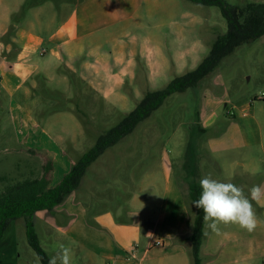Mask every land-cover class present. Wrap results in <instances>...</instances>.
I'll return each mask as SVG.
<instances>
[{
	"label": "rangeland",
	"instance_id": "374dc122",
	"mask_svg": "<svg viewBox=\"0 0 264 264\" xmlns=\"http://www.w3.org/2000/svg\"><path fill=\"white\" fill-rule=\"evenodd\" d=\"M225 1L237 5L247 0ZM79 2L0 0V26H9L0 36L1 57L9 62L16 60L22 49L17 37L21 29L33 28L41 34L35 15H41L42 22L48 15H71ZM148 8L142 5L141 14L155 15V20L151 21L147 32L137 29L134 34L154 33L153 24L160 23L161 30L153 38L159 36L164 43L163 54L170 61L176 52L193 46L194 55L185 71L172 67L166 74L167 79L154 88L148 81L144 83L147 77L140 74L136 83L126 86L127 98L119 104H110L95 96L86 100L82 85L74 76L64 79L57 76L54 69L48 76L49 82L36 83L38 78L43 79L39 75L34 79V94L43 97L31 118L36 123L34 132L43 130L49 139L65 149L69 163L70 158L78 161L100 135L121 122L142 99L146 89H162L176 76L195 69L209 54L214 41L227 32V22L216 6H203L188 0H155ZM25 15L29 17L27 21ZM46 57L38 55L37 61ZM136 89L141 91L140 96ZM14 109L12 100L0 94V190L6 185L3 178L11 181L40 178L44 166L54 157L29 145L40 135L35 138L21 135ZM167 171H171V189L176 183L183 190L182 200L191 227L196 208L189 196L190 181L199 182L204 174H211L221 182L233 181L245 194L253 185L264 184V37L237 48L197 88L168 97L132 134L108 149L88 168L75 192L78 202L89 210L88 224H93L94 216L100 212H109L116 220L124 222L130 220L131 210L139 212L142 206L146 210H160L165 203L168 206L174 195L168 191ZM136 198H143V201ZM253 206L257 216L264 220V201L259 204L253 201ZM49 214L34 219L41 247L51 258L58 252L59 245L64 244L71 249L72 264H88L84 251L75 252L70 236L60 232L57 224L53 228L45 224ZM220 229L222 233L241 231L234 224L221 225ZM208 232L210 229L206 227L204 241ZM251 238L255 255L251 264H264V225L258 226ZM229 239L224 245L225 258ZM3 248L9 252L13 250L16 258L4 260ZM245 252L241 245L235 256L242 258ZM183 254L188 264H194L191 246L185 247ZM201 258L206 260L202 253ZM37 260L42 264L29 245L25 223L16 221L0 243V264H37Z\"/></svg>",
	"mask_w": 264,
	"mask_h": 264
},
{
	"label": "crops",
	"instance_id": "0c3cea01",
	"mask_svg": "<svg viewBox=\"0 0 264 264\" xmlns=\"http://www.w3.org/2000/svg\"><path fill=\"white\" fill-rule=\"evenodd\" d=\"M154 1L80 0L71 15H48L45 22L41 21V15H35L41 34L33 28L21 29L17 37L22 49L16 60L9 62L0 55V94L12 100L21 135L30 138L40 135L29 145L54 155L50 160L53 185L59 183L77 160L70 158L69 163L65 149L49 139L43 130L34 132L36 123L31 118L43 101L42 96L34 94L36 83L49 82L48 76L54 69L56 75L64 79L74 76L82 85L86 100L95 96L98 100L119 104L127 98L126 86L136 83L140 74H145L147 80L144 83L149 82L148 85L154 88L167 79L166 74L172 67L185 71L194 55L193 46L176 52L170 61L163 54L164 43L159 36L153 38L161 30L160 23L153 24L154 33L134 34L137 29L145 32L150 29L155 15H142L141 8L142 5L148 8ZM27 17H24L26 21ZM8 27L0 26V36ZM38 55L49 57L37 61ZM38 75L43 79L38 78L36 82ZM135 92L140 96L139 89ZM166 173L168 191L174 196L172 203L168 206L165 203L160 210H146L142 206L139 212L131 210L130 220L124 222L116 220L109 212H100L89 225V210L78 202L74 193L48 215L45 224L50 228L57 224L60 232L70 236L75 252L84 251L88 264H188L183 253L187 246L192 250L190 216L183 203L182 188L173 183L174 189H171V171ZM135 200L141 202L143 198ZM45 213L38 212L36 216L44 217ZM208 233L206 241L203 239L201 253L206 260L201 258L202 264H251L254 261L252 232L241 229L234 233L216 234L211 230ZM240 233L248 237H242ZM228 238L231 239L225 258L224 245ZM241 245L246 250L242 258L235 256ZM2 257L14 259L16 253L3 248Z\"/></svg>",
	"mask_w": 264,
	"mask_h": 264
},
{
	"label": "trees",
	"instance_id": "16d2710c",
	"mask_svg": "<svg viewBox=\"0 0 264 264\" xmlns=\"http://www.w3.org/2000/svg\"><path fill=\"white\" fill-rule=\"evenodd\" d=\"M188 1L203 6L218 7L227 22V32L214 41L209 54L195 69L176 76L162 89H146L135 108L125 115L121 122L100 135L95 145L71 165L69 172L58 184H52L51 161L44 166L43 175L40 178L28 177L17 181L3 178L6 185L0 190V243L6 237L10 226L22 220L26 226L29 245L37 253L42 264H49L51 258L41 247L39 236L34 228L36 214L42 211L53 213L58 206L66 202L80 188L88 168L108 149L132 134L140 123L150 118L163 106L168 97L197 88L237 48L264 37V2L247 0L231 5L225 0ZM188 185L189 196L192 201H195L201 192L199 182L192 180ZM205 228L203 210L196 208L190 237L194 264H202L201 250Z\"/></svg>",
	"mask_w": 264,
	"mask_h": 264
},
{
	"label": "clouds",
	"instance_id": "9594fccd",
	"mask_svg": "<svg viewBox=\"0 0 264 264\" xmlns=\"http://www.w3.org/2000/svg\"><path fill=\"white\" fill-rule=\"evenodd\" d=\"M199 185V198L192 204L203 210L204 225L212 232L220 234V226L228 224L237 225L248 232L264 225V220L257 216L253 206V201L257 204L264 201V184L253 185L245 194L242 187L232 182H221L208 174L200 179ZM49 264H72L71 249L60 244Z\"/></svg>",
	"mask_w": 264,
	"mask_h": 264
}]
</instances>
